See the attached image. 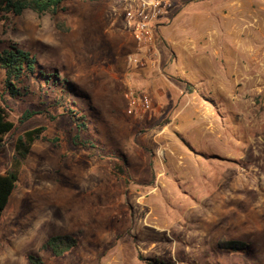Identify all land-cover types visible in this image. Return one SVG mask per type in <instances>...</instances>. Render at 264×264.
Segmentation results:
<instances>
[{"label":"rangeland","instance_id":"374dc122","mask_svg":"<svg viewBox=\"0 0 264 264\" xmlns=\"http://www.w3.org/2000/svg\"><path fill=\"white\" fill-rule=\"evenodd\" d=\"M166 3L155 64L129 63L122 0L0 13V50L38 60L8 99L0 173L46 127L1 216L0 264H264V0ZM129 90L154 107L129 114ZM55 235L78 243L56 255Z\"/></svg>","mask_w":264,"mask_h":264},{"label":"trees","instance_id":"16d2710c","mask_svg":"<svg viewBox=\"0 0 264 264\" xmlns=\"http://www.w3.org/2000/svg\"><path fill=\"white\" fill-rule=\"evenodd\" d=\"M69 0H0V13L19 15L26 9H31L38 13L56 11L62 3ZM98 1V0H92ZM38 60L29 50L19 46H10L0 50V69L3 71L4 79L0 94L5 95L3 104L0 103V146L5 140V136L15 128V122L10 119L8 99L17 98L22 95L23 83L32 74L37 72ZM39 73L44 74L43 71ZM51 75V74H49ZM9 95V96H6ZM73 113L74 110L70 109ZM37 113L36 111H26L20 121H24ZM75 115V114H73ZM86 127L85 123L81 127ZM46 127L41 125L24 131L15 140V150L10 166L0 173V219L3 211L7 207L10 197L15 190L21 168L27 159L33 144L44 137ZM78 240L71 235H55L50 237L45 247H49L56 255H62L73 246L77 245ZM224 247H236V241H223ZM31 264H43L40 257L30 255Z\"/></svg>","mask_w":264,"mask_h":264},{"label":"built area","instance_id":"2783aa9c","mask_svg":"<svg viewBox=\"0 0 264 264\" xmlns=\"http://www.w3.org/2000/svg\"><path fill=\"white\" fill-rule=\"evenodd\" d=\"M125 26L132 34L136 51L128 57L132 65L145 61H158L156 34L161 16L166 10V0H122ZM129 114L142 115L154 105L149 95L141 91L129 90L125 93Z\"/></svg>","mask_w":264,"mask_h":264},{"label":"bare ground","instance_id":"6f19581e","mask_svg":"<svg viewBox=\"0 0 264 264\" xmlns=\"http://www.w3.org/2000/svg\"><path fill=\"white\" fill-rule=\"evenodd\" d=\"M250 55H252V54H250Z\"/></svg>","mask_w":264,"mask_h":264}]
</instances>
